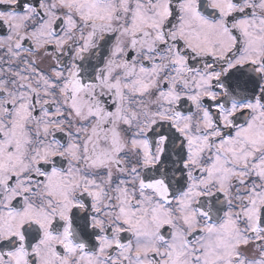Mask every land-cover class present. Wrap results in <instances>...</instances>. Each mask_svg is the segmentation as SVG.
<instances>
[{
  "label": "snow or ice",
  "instance_id": "obj_1",
  "mask_svg": "<svg viewBox=\"0 0 264 264\" xmlns=\"http://www.w3.org/2000/svg\"><path fill=\"white\" fill-rule=\"evenodd\" d=\"M0 264H264V0H0Z\"/></svg>",
  "mask_w": 264,
  "mask_h": 264
}]
</instances>
